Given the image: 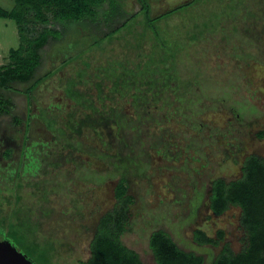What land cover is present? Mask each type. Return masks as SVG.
I'll return each mask as SVG.
<instances>
[{"label":"trees","instance_id":"1","mask_svg":"<svg viewBox=\"0 0 264 264\" xmlns=\"http://www.w3.org/2000/svg\"><path fill=\"white\" fill-rule=\"evenodd\" d=\"M121 2L14 0L10 9L0 5V17L16 22L20 38V45L11 49L8 60L0 64V116L11 117L10 125L24 140L23 152L14 161L16 167L3 174L0 166V235L22 249L35 264H55L56 242L63 245L54 232L43 231V224L37 219L39 213L52 212L53 208L49 212L47 207L51 193L59 194L65 186L73 190L77 183L71 174L79 176L77 169L90 167V158L99 167H106L108 174L117 175L118 180L113 206L95 222L90 257L79 264H144L140 254L123 241L134 203L129 192L131 171L142 170L149 146L163 158L177 160L181 154H173L174 149L181 148L168 137L174 136L172 121L190 130L192 134L181 135L195 153H200L197 138L209 144L218 135L194 117L199 114L194 106L208 96L199 72L183 73L184 64L177 60L179 51L183 46L199 44L207 34L224 31V24L231 22V27L236 22L250 23L245 28L248 33L252 23L259 25V33L264 34V0H188L156 14L149 0H138L139 13L129 12ZM213 3L216 9L207 10ZM140 14L144 16L142 20L138 18ZM176 16L180 17V24H173ZM185 22L191 25L186 26ZM213 26L217 27L215 32L211 31ZM94 50L100 53L99 57L93 56ZM66 68L68 74L64 71L65 76L61 73L52 82L72 104L66 113H50L38 106L37 117L53 132L54 139L28 143L32 114L26 123L15 111L14 101L24 95L39 104L35 97L39 89L50 85L53 75ZM18 85L23 88L18 89ZM235 106L230 108L242 119ZM132 149L138 162H130ZM13 152V148H7L4 157L13 159ZM45 166H53L57 177L69 174L72 179L49 180L43 177L47 173ZM241 172L240 177L231 180L214 178L208 199L216 215L233 207L240 209L245 246L236 253L225 245L212 264H264V158L247 155ZM91 173L79 177L83 180ZM69 182L75 184L69 186ZM26 185L34 190H25ZM83 194L80 197L86 204ZM76 210L85 219L90 204H82ZM218 236L221 240L224 232L219 231ZM194 239L201 244H218L201 229L195 230ZM149 245L157 264H205L202 255L182 249L161 229L152 232Z\"/></svg>","mask_w":264,"mask_h":264},{"label":"rangeland","instance_id":"2","mask_svg":"<svg viewBox=\"0 0 264 264\" xmlns=\"http://www.w3.org/2000/svg\"><path fill=\"white\" fill-rule=\"evenodd\" d=\"M121 1L129 12H140L138 0ZM186 1L188 0H149L155 14ZM0 5L10 9L14 5V0H0ZM206 9L216 8L213 3ZM143 17V14L138 16L139 20ZM173 19L175 20L173 24L176 22L180 24L179 16ZM261 20L264 21L263 18ZM244 23L236 22L234 27H231L232 22L230 25L224 24L225 30L220 29L217 32H215L217 27L213 26L211 31L215 33L207 34L199 44H187L188 46L185 44L187 47L183 48L186 50L183 52L182 48L179 51L177 60L184 64L183 73L193 75L199 72L200 81L203 82L205 94L208 96L194 106L199 113L194 114V117L207 123L218 135L216 141L211 140L209 144L203 138H197L196 144L201 150L198 148L200 153H195L193 147L186 146L188 142L184 140V135H181L184 132L192 134L190 130L182 129L183 125L172 121L171 126L174 128L171 133L174 136L170 134L168 137L171 141H177L178 148H181L174 149L173 154L177 156L179 151L181 154L177 160H167L149 146V152L147 150L146 157L142 159L144 161L142 170L131 171L129 192L134 197V203L131 205L130 226L123 236V241L140 254L144 264H157L149 245V238L153 231L159 229L169 233L182 249L202 255L205 264H212L214 256L221 253L225 243H228L234 252H239L244 247L240 209L233 207L223 215L216 216L212 214L208 199L210 184L214 178L221 176L231 180L240 177L242 162L249 153L264 157V136L259 135L264 131V34L261 36L260 26L253 23L248 33L245 28H248V25L250 27V23ZM190 25L191 22L186 23V26ZM226 36L228 40L225 39ZM19 45L16 22L0 17V64L5 63L10 50ZM187 48H190L189 52ZM93 56L99 57L100 53L94 50ZM67 68L54 74L50 79V85L39 89V94L35 97L39 99L40 105L34 102L33 97L30 102L24 95H18L14 101L15 111L24 117L26 123L32 114L28 143L49 142L54 139L53 132L48 131L43 121L37 117L40 113L38 106L45 107L50 113L53 110L67 112L72 103L66 100L63 91L56 88L52 82L58 80L59 74L64 75V71L68 74ZM17 88L22 89L23 85H18ZM219 97L223 100L221 101ZM232 105H236L242 119L235 116L233 108H230ZM10 122L11 117L0 116V166L3 168V174L8 168L16 167L14 161H18L22 149L20 144L24 143L21 133L12 128ZM25 126L23 129L27 130ZM204 134H208L207 129ZM87 137L86 135L84 138ZM38 147L40 148V145ZM7 148H13V159L4 157ZM131 156V163L138 162L133 149ZM90 159L91 162L88 164L90 167L77 169L80 172L78 175L91 173L92 170L95 172L83 180L76 174H71L77 185L69 182V186L74 185L73 190L65 186L61 193H51L52 198L47 207L49 212L53 208L52 212L48 215L39 213L37 217L42 222L45 233L54 232L57 238L62 240L63 245L59 240L55 245L57 249L55 264H79L81 260L90 257V241L94 234L95 222L114 204V187L118 176L108 174L106 167H99L92 158ZM45 168L46 166L43 167ZM46 171L43 177L52 181L56 178L60 180L71 178L69 174L66 177H63L64 174L57 177V170L53 166H47ZM99 178L105 180L97 182ZM25 190L34 188L26 185ZM79 193H84L81 196H86V204L89 203L91 208L85 219L76 213L79 212L76 209L82 204L86 205ZM76 198L79 200L74 202ZM196 228L204 230L214 238L217 231L224 230V241L217 245L197 246L193 242ZM18 249L23 252L22 249Z\"/></svg>","mask_w":264,"mask_h":264},{"label":"water","instance_id":"3","mask_svg":"<svg viewBox=\"0 0 264 264\" xmlns=\"http://www.w3.org/2000/svg\"><path fill=\"white\" fill-rule=\"evenodd\" d=\"M0 264H35L10 240L0 235Z\"/></svg>","mask_w":264,"mask_h":264},{"label":"flooded vegetation","instance_id":"4","mask_svg":"<svg viewBox=\"0 0 264 264\" xmlns=\"http://www.w3.org/2000/svg\"><path fill=\"white\" fill-rule=\"evenodd\" d=\"M262 132H264V131H262ZM261 133V132H260ZM264 136V135H263ZM21 142V141H20ZM14 143V142H13ZM14 145H15V143H14ZM20 145H22V149H21V153L23 152V147H24V145H23V143H21ZM16 146V145H15ZM249 154H255V155H258V154H256V153H249ZM249 154H247V155H249ZM246 155V156H247ZM258 156H260V155H258ZM260 157H262V156H260ZM264 158V157H263ZM230 210V209H229ZM212 214H214L213 212H212ZM224 214V213H223ZM223 214H221V215H223ZM214 215H216V214H214ZM216 216H220V215H216ZM240 226H241V228L243 229V232H244V246H245V241H246V234H245V231H244V228L242 227V224H241V211H240ZM197 229H200V228H196V229H194V232H195V230H197ZM202 230V229H201ZM204 231V230H203ZM219 231H221V230H219ZM219 231H217V233H216V237L214 238V237H212V236H210V235H208L205 231V233L209 236V237H211V238H213V239H217L218 240V244L220 243V242H223L224 241V238H225V232H224V230H222L223 232H224V237L221 239V240H219V236H218V233H219ZM193 238H194V233H193ZM193 242H195V244H197V246H200V247H202V246H204V245H215L214 243H205V244H201V243H198L197 242V240H195V239H193ZM217 245V244H216ZM225 245H228L229 246V244L228 243H225L224 245H223V248L225 247ZM230 247V246H229ZM223 248H222V250H223ZM231 248V247H230ZM244 248V247H243ZM242 248V249H243ZM232 249V248H231ZM222 252V251H221ZM240 252V251H239ZM236 253H238V252H236ZM215 257V256H214Z\"/></svg>","mask_w":264,"mask_h":264}]
</instances>
